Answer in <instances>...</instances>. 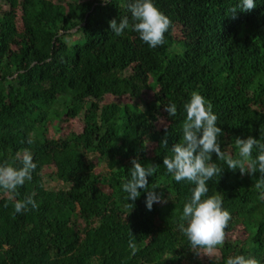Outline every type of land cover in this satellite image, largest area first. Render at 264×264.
Instances as JSON below:
<instances>
[{
  "label": "trees",
  "instance_id": "16d2710c",
  "mask_svg": "<svg viewBox=\"0 0 264 264\" xmlns=\"http://www.w3.org/2000/svg\"><path fill=\"white\" fill-rule=\"evenodd\" d=\"M86 1L0 0V163L18 166L27 149L35 164L14 194L0 191V264H223L230 254L264 264L259 173L241 175L211 154L220 171L207 195L221 196L230 219L219 261L209 262L177 229L192 185L162 165L180 141L182 103L193 90L212 105L226 158L235 157L237 137L264 143V0L243 12L237 0H154L170 23L162 44L142 49L130 29L116 36L108 27L128 15V0ZM181 23L192 28L185 38L175 36ZM109 95L134 103L104 105ZM169 102L177 105L173 122L153 132ZM83 114L82 131H71ZM56 123L64 132L50 140ZM133 159L155 171L126 201L120 184ZM150 188L161 202L147 210ZM29 194L37 206L15 213L13 203ZM239 230L242 239H227Z\"/></svg>",
  "mask_w": 264,
  "mask_h": 264
},
{
  "label": "clouds",
  "instance_id": "9594fccd",
  "mask_svg": "<svg viewBox=\"0 0 264 264\" xmlns=\"http://www.w3.org/2000/svg\"><path fill=\"white\" fill-rule=\"evenodd\" d=\"M128 15L108 21L111 32L120 36L125 30H131L138 38L147 44L149 48H155L163 43V34L169 26V19L155 6L154 0H128ZM255 7V0H237L236 8L241 12ZM236 8L232 9L234 12ZM168 116L174 117L177 105L169 102L164 105ZM184 114L180 129V141L174 143L171 155L162 158V165L167 174L175 182L182 180L190 183V195L186 197L181 209V223L177 229L183 235L190 246V250L211 252L224 240V228L230 219V213L222 207V198L218 193L207 195L206 182L215 176L220 170L212 162L211 154L217 159H224L229 170H239L241 175L247 173L251 176L254 172L259 173L255 181V189L259 199L264 200V143L252 136L235 138V157L226 158L221 151L218 136L221 129L216 124V115L212 111L211 103L199 92L193 90L188 93L182 103ZM30 142V141H29ZM163 143V142H162ZM255 148V155L252 156ZM128 176L120 184L121 192L126 194V201H135L140 190H145L147 178L152 177L154 166H142L137 160L130 161ZM35 168L32 155L27 149L19 154L18 166L0 163V191L15 193L16 189L31 179V171ZM146 190L145 208L151 210L153 203L161 202L160 195ZM28 206L35 208L36 202L32 194L13 203V211L20 213L27 210ZM126 208L132 205L125 203ZM127 246L133 252L135 244L131 235ZM223 264H258L255 257L244 254H230L224 258Z\"/></svg>",
  "mask_w": 264,
  "mask_h": 264
},
{
  "label": "rangeland",
  "instance_id": "374dc122",
  "mask_svg": "<svg viewBox=\"0 0 264 264\" xmlns=\"http://www.w3.org/2000/svg\"><path fill=\"white\" fill-rule=\"evenodd\" d=\"M90 0H87L86 2H88ZM192 31L191 25L187 24V23H181L179 24V27H177L176 31H175V36L178 38H185L190 32ZM135 43H136V47L137 49H142V48H146L148 47L146 43L142 42L139 38L135 39ZM155 97V93L152 90H149L148 92H146V99L149 102H152L154 100ZM133 100L131 99V97L127 96V97H123V98H118L115 96H107L105 98L104 101V105H109V104H117L120 106H126V105H131L133 104ZM173 122V118L171 116H167L166 118H161L159 116H155L153 118V132H159L160 130L164 129L169 123ZM71 131L75 132V133H79L82 131L83 129V125H84V114L79 117L78 119L74 120L71 122ZM64 131L61 132V128L58 127L57 123L55 124V126H53L50 130V134H48V138L50 140H56L60 137V133L63 134ZM99 170H101V172H106V169L103 167H100ZM53 169L52 168H47L44 171V183L47 189H51L52 187L55 186L56 181L53 180V178L51 177V173H52ZM104 190L106 192H109L108 189ZM228 240L230 241H234V240H240L242 239V233L241 230L236 231L234 234H231L230 236L227 237ZM201 257L205 260V261H209V262H218L219 261V254L217 249H215L214 251L211 252H204L201 251L200 252Z\"/></svg>",
  "mask_w": 264,
  "mask_h": 264
}]
</instances>
